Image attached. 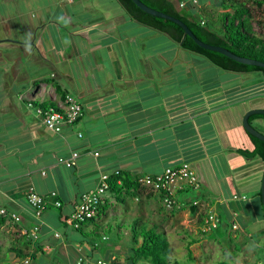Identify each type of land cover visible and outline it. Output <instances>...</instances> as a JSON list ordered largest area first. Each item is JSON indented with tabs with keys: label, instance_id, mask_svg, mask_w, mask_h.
<instances>
[{
	"label": "crops",
	"instance_id": "crops-1",
	"mask_svg": "<svg viewBox=\"0 0 264 264\" xmlns=\"http://www.w3.org/2000/svg\"><path fill=\"white\" fill-rule=\"evenodd\" d=\"M100 4L108 0H0V113L8 110L12 117L10 124L0 120L5 129L0 130V208L19 216L18 222L3 217L2 226L16 231L32 260L60 255L71 264L79 259L80 264L104 263L95 254L107 240L105 218L113 201L125 207L118 215L136 221L149 217L146 206L155 197L142 187L107 191L106 210L83 225L86 235L101 237L84 238L64 222L80 195L96 188L102 173L139 179L187 163L199 184L192 191L198 193L190 200L185 196L190 188L176 190L171 210L187 206L198 222L213 211L236 226L226 238L231 244L246 246L255 236L264 246V161L238 152L254 149L242 119L250 110H264L262 74L221 70L131 20L121 7L108 17V8L100 10ZM58 9L62 13L53 17ZM198 13L194 18L203 23ZM258 23L252 32L264 40V16ZM16 70L9 87L8 74ZM65 95L81 105L82 116L53 133L36 108H61ZM250 125L264 134V119ZM72 152L79 155L73 167L58 163ZM29 189L47 204L38 218L27 204ZM204 204L201 215L197 205ZM63 227L68 231L60 232ZM211 239L221 243L216 235Z\"/></svg>",
	"mask_w": 264,
	"mask_h": 264
},
{
	"label": "rangeland",
	"instance_id": "rangeland-1",
	"mask_svg": "<svg viewBox=\"0 0 264 264\" xmlns=\"http://www.w3.org/2000/svg\"><path fill=\"white\" fill-rule=\"evenodd\" d=\"M21 2L22 0H18ZM117 1V0H116ZM115 0H108L107 5L100 4V10L104 8H108V17H114L115 11L118 10L117 2ZM181 2L191 1V0H180ZM193 1V0H192ZM241 6L247 8L248 15L245 14L246 20L251 24L252 28L247 26V30L252 31L253 29L257 31L259 29V23L261 17L264 16V0H238ZM198 10L203 11V13H198L199 18H203L207 23L211 26L218 27L221 21V12L223 9L219 6L220 0H198ZM103 4V3H102ZM263 7V8H262ZM186 10H183L184 13ZM53 17H57L60 12V9L53 10ZM78 14V13H77ZM251 19V21H250ZM211 26V27H212ZM220 31V28H217ZM254 33V32H253ZM257 37V34L254 33ZM258 38V37H257ZM16 66H14L15 68ZM19 71H14L13 73H9L6 79L8 86L13 82L14 76H17ZM9 78V80H8ZM13 88L9 90V95L12 93ZM20 91V90H19ZM16 93V92H15ZM16 95H13V100ZM46 104L49 103L48 100L42 99ZM41 100V101H42ZM39 101V100H38ZM35 109V108H34ZM5 110V107H4ZM7 111L4 113H0V116L4 114L3 120L4 124L9 123L11 121V115H6ZM3 124V125H4ZM7 128L10 131H14L15 127L8 125ZM4 128L0 127L2 131ZM5 130V129H4ZM1 135V133H0ZM264 135V134H262ZM1 137V136H0ZM16 142V141H15ZM11 146L14 144L12 141L10 142ZM5 145V144H4ZM12 159V158H10ZM186 191V197L190 200L195 199L198 192ZM145 192L148 194L151 192L146 189ZM123 200H128L127 202H131L130 198L122 197ZM177 199V197H176ZM153 204L146 206L147 215L149 217L146 218H137L136 221L131 220L130 217H126L123 219V215H118V210H123V206L121 203L115 204L113 201L114 207L110 210L112 213H109L108 218H105L107 224L106 233V241H102L100 244V251L95 254V259H103L107 264H131L129 261V256L131 254V248L134 247L132 240V230H138L139 228L143 229H152L154 232L158 234H164L169 246L170 250L167 254L168 264H216L219 261H224L227 264H264V246L263 240L257 239V237L253 236L251 240L248 242L251 243L246 246H241L240 244H230L227 241L225 235H223L222 231L220 232H207L206 236H202L200 231L201 224L198 222V218L192 214H190L187 206L176 208L175 210L167 209L162 203L158 202L155 198L152 200ZM195 205V204H194ZM198 213L202 215L206 210L205 204L197 205ZM145 208V209H146ZM205 209V210H204ZM124 212V211H123ZM197 213V214H198ZM114 217H117L115 219ZM119 227H122L119 230ZM64 228H60V232L68 231V228L64 230ZM13 229L9 227H3L0 224V264H18L21 263L24 259L29 261L28 264H71L72 262H68L57 255L56 259L52 255L49 256L50 260L42 259L41 261L32 260L28 255L30 253L26 252V249L22 248V245L18 242L21 238L17 237L16 231H10ZM15 233V234H14ZM210 235H209V234ZM77 236L79 234L74 233ZM217 236L221 243H218L216 240H212L211 238ZM211 236V238L209 237ZM193 238L197 240L192 245H190L189 251L192 257L187 255L186 245L189 239ZM139 239V243H140ZM257 243V244H256ZM256 244V245H255ZM138 246V244L136 245ZM20 254L17 253L19 249ZM114 250V252L108 256H105L103 250ZM25 250V251H24ZM110 252V251H109ZM256 252V253H255ZM256 257L258 259H256ZM77 261V260H76ZM104 262V264H106ZM143 263L141 260H137V264Z\"/></svg>",
	"mask_w": 264,
	"mask_h": 264
},
{
	"label": "trees",
	"instance_id": "trees-1",
	"mask_svg": "<svg viewBox=\"0 0 264 264\" xmlns=\"http://www.w3.org/2000/svg\"><path fill=\"white\" fill-rule=\"evenodd\" d=\"M139 1L154 10L181 20L190 29L194 36L204 43L221 46L239 57L264 62V40L257 38L249 29L247 30L246 27L249 26V22L246 20L245 14H248V10L245 7L243 8L238 0H220L219 6L223 9V12L221 14V21L218 22V27L212 25L211 27L207 21L204 20L202 23L194 18L195 12L198 11L199 13H203V11L197 10L198 7H195L196 0L186 2H181L179 0ZM117 2L131 20L162 33L171 41L178 44L182 49L204 57L217 68L235 73L259 72L264 77V69L262 68L242 65L219 53L204 50L198 47L189 37L183 36V31L178 25L142 12L131 2V0H117ZM183 10H186V13H184ZM217 28H220V31H218ZM40 108L46 110L48 107ZM255 118L264 119V115L250 116L249 123ZM248 136L254 144V149L250 152L247 150H238V152L248 158L257 156L264 161V142L250 135ZM109 184V191H114L117 187L127 189L128 191L131 189L137 191L141 187L137 178H128L125 173H120L118 171L110 176ZM184 189L180 191H183ZM151 193L152 194L150 196H154L158 202L162 203L164 196L163 192L151 191ZM105 207V205H100L98 207L96 217L106 210ZM192 210H194V208H192ZM222 218V216H219V225L216 229H213V231H222L223 235H225L226 238H229L228 231L231 223L227 224L225 219ZM2 219L3 217L0 216V224L3 222ZM94 220L95 218L86 220L81 223V226L77 230L74 231H77L84 238H100L101 235L98 233L86 235V232H83V225L88 223L93 224ZM199 224H202V218H200ZM222 224H225V227H222ZM131 234L134 245V247L131 248V254L129 256L131 264H137V260H141L143 262L140 264H168L166 257L169 253L170 246L164 234H158L152 229L143 228H139L138 230L133 229ZM201 235L206 236L207 234L204 233ZM139 239L141 240L140 243ZM196 241H198V239L194 240L190 237L186 245L187 255L191 258V260L192 257L188 247ZM137 244L138 246H136ZM18 253L20 254L21 252ZM216 264L227 263L219 261Z\"/></svg>",
	"mask_w": 264,
	"mask_h": 264
},
{
	"label": "built area",
	"instance_id": "built-area-1",
	"mask_svg": "<svg viewBox=\"0 0 264 264\" xmlns=\"http://www.w3.org/2000/svg\"><path fill=\"white\" fill-rule=\"evenodd\" d=\"M182 6V4H181ZM37 115L41 118L42 125L49 131L59 134L63 126H71L77 122L82 116L81 105L70 95L64 96V105L61 108L48 107L46 110L40 107L36 108ZM81 135L79 134V137ZM95 156L98 154L95 153ZM78 153L72 152L68 158H58V163L64 164L67 168H71L75 165L78 159ZM116 173V172H115ZM44 174V173H42ZM110 175L102 173L100 175L99 185L92 189L82 193L75 204L73 211L64 218V222L73 230H77L81 223L86 220L96 218L98 207L103 204V198L107 191H109ZM139 185L152 192H163L162 204L167 208L173 207V196L176 190H182L186 187L192 189H198L199 184L195 177L194 172L187 163H182L174 167H166L162 172L155 175H144L138 179ZM54 197L55 193H51ZM233 199H237L236 196ZM27 204L30 206L33 212L34 218H38L46 209V201L38 195L33 189H29L26 194ZM196 204V203H193ZM54 205L59 208L61 204L56 201ZM0 216L14 222L19 221V216L15 213L7 211L4 208H0ZM219 215L213 211L208 212L202 219L200 227L201 233H207L216 229L219 225ZM231 229H236L234 224H231ZM35 226L31 233V238L36 239ZM81 259L76 264H80ZM29 261L24 259L20 264H28ZM98 264H104L98 262Z\"/></svg>",
	"mask_w": 264,
	"mask_h": 264
},
{
	"label": "water",
	"instance_id": "water-1",
	"mask_svg": "<svg viewBox=\"0 0 264 264\" xmlns=\"http://www.w3.org/2000/svg\"><path fill=\"white\" fill-rule=\"evenodd\" d=\"M131 2L137 7L139 8L142 12L150 15V16H153V17H157V18H161V19H164V20H167V21H170L176 25H178L182 31H183V36H187L189 37L198 47L204 49V50H208V51H212V52H216V53H219L239 64H242V65H248V66H256V67H259V68H262L264 69V62H261V61H257V60H253V59H249V58H245V57H239L233 53H231L230 51H228L227 49L221 47V46H214V45H210V44H207V43H204L202 42L201 40L197 39L194 34L190 31V29L185 25L184 22H182L181 20L175 18V17H172V16H169L167 14H164L162 12H159L157 10H154L148 6H146L145 4H143L141 1L139 0H131ZM252 115H264V110H250L248 111L244 116H243V119H242V126H243V129L245 130V132L264 142V136L258 132L257 130H255L249 123V117L252 116ZM260 193H261V201H262V208H263V213H264V172H263V175H262V180H261V190H260Z\"/></svg>",
	"mask_w": 264,
	"mask_h": 264
}]
</instances>
